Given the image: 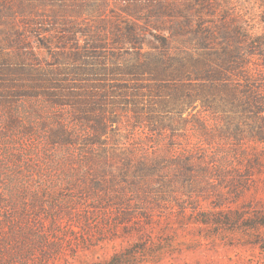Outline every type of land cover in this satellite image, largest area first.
<instances>
[{
	"label": "trees",
	"instance_id": "trees-1",
	"mask_svg": "<svg viewBox=\"0 0 264 264\" xmlns=\"http://www.w3.org/2000/svg\"><path fill=\"white\" fill-rule=\"evenodd\" d=\"M43 50L50 56L42 57ZM261 77L264 13H234L228 0H0V110L24 103L15 97V86L26 83L48 97L43 101L49 106L70 100L81 123L94 121L85 126L93 137L112 131L116 111L123 110L133 111L134 125L146 133L173 140L182 123H191L184 113L198 101L204 110H198L193 127L204 119L201 114L221 106L258 108L261 101L246 96L264 97L256 86ZM47 138L59 145L79 140L76 133L65 141ZM170 143L139 158L120 150L96 160L90 152L96 168L86 187L95 190L102 204L96 207L115 212L117 225L133 219L129 224L151 223L162 187L178 188L194 178L161 175L166 160L180 170L193 169L191 156ZM115 158L122 160L118 171L110 165ZM2 231L0 264H17L26 258L29 230L6 237ZM7 246L16 253L8 254ZM144 248L132 246L104 264H131Z\"/></svg>",
	"mask_w": 264,
	"mask_h": 264
},
{
	"label": "rangeland",
	"instance_id": "rangeland-1",
	"mask_svg": "<svg viewBox=\"0 0 264 264\" xmlns=\"http://www.w3.org/2000/svg\"><path fill=\"white\" fill-rule=\"evenodd\" d=\"M228 3L234 13H264V0ZM41 56L50 52L43 50ZM106 60L112 65L109 56ZM256 86L264 93V77ZM15 89L24 103L0 110V227L4 237L29 230L26 258L17 264H104L136 245L145 248L131 264H264V97L246 96L261 101L258 108L228 104L205 111L193 127L198 110H204L198 101L184 113L191 123H182L173 140L135 126L133 111L117 110L112 131L96 138L87 129L92 113L91 121L81 123L80 115H74L77 107L70 111L75 108L70 100L53 107L26 83ZM74 133L76 145L73 140L64 145L47 141L49 135L65 141ZM170 142L191 156L193 169L180 170L166 160L161 175L194 178L178 188L172 183L162 187L151 223L141 219L129 224L133 219L117 225L115 212L105 214L96 207L102 204L95 200V190L86 187L96 168L90 152L96 160L120 150L139 158ZM121 164L115 158L110 165L118 171ZM172 188L178 189L176 198ZM42 239L47 241L39 243ZM7 247L8 254L16 253Z\"/></svg>",
	"mask_w": 264,
	"mask_h": 264
}]
</instances>
